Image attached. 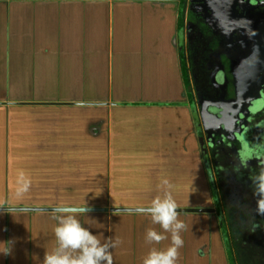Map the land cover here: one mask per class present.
<instances>
[{"label":"crops","instance_id":"1","mask_svg":"<svg viewBox=\"0 0 264 264\" xmlns=\"http://www.w3.org/2000/svg\"><path fill=\"white\" fill-rule=\"evenodd\" d=\"M178 0H0V203L107 207L82 225L142 264L138 208L167 178L188 229L178 264H233L197 111L187 99ZM204 137V136H203ZM19 170L32 185L15 195ZM55 210H0V264H43ZM169 239L154 245L166 248Z\"/></svg>","mask_w":264,"mask_h":264},{"label":"flooded vegetation","instance_id":"2","mask_svg":"<svg viewBox=\"0 0 264 264\" xmlns=\"http://www.w3.org/2000/svg\"><path fill=\"white\" fill-rule=\"evenodd\" d=\"M177 3L181 68L191 85L195 81L190 100L198 113L200 135L206 136L214 156L221 140H229L227 146L234 152L238 144L252 153L245 163L260 168L243 169L244 161L238 160L233 170H218L244 172L241 179L247 182L251 177L245 172L264 169V0ZM198 40L202 43L197 45ZM211 49L214 56L208 55ZM257 127L260 138L252 133Z\"/></svg>","mask_w":264,"mask_h":264},{"label":"clouds","instance_id":"3","mask_svg":"<svg viewBox=\"0 0 264 264\" xmlns=\"http://www.w3.org/2000/svg\"><path fill=\"white\" fill-rule=\"evenodd\" d=\"M251 179L253 194L257 197L255 214L264 216V169ZM15 185L16 197L22 198L29 192L32 180L24 170H19ZM171 187L169 180L162 178V195H157L148 205L136 209L138 214L149 217L152 225H159L162 229H146L145 243L153 246L144 256L142 264H178L179 249L184 245L181 233L188 229V225L179 218L178 205L170 191ZM0 207H3L2 203ZM88 211L90 209L85 202L82 205H60L55 209L56 223L53 234L56 245L51 251L45 252L43 264H113L112 250L117 248L122 240L118 236L102 239L93 235L80 220ZM166 234H170L169 245L163 249L155 247L154 245L169 239ZM2 244L6 246L0 247V253L10 255L11 242Z\"/></svg>","mask_w":264,"mask_h":264},{"label":"rangeland","instance_id":"4","mask_svg":"<svg viewBox=\"0 0 264 264\" xmlns=\"http://www.w3.org/2000/svg\"><path fill=\"white\" fill-rule=\"evenodd\" d=\"M199 43H202V40H198L196 44L198 45ZM208 55L214 56L212 49L209 50ZM183 79L186 86L187 99H192V96H194V92L192 91L195 86V81H192L193 85H191V80H189L184 73ZM252 133L255 134L256 138L261 137V135H258V127L252 128ZM202 136L206 139L204 134L200 135L199 138ZM204 141L208 151V163H210L211 169L213 170L212 185L216 182V185L218 186L220 208L226 216V229L231 236L232 249L235 255H233V259L236 258L235 264H264V216L255 214L257 197L253 194L252 179L250 178L247 182H243L241 174L244 172L218 171L219 169L221 171H224L223 169L233 170L235 167V164L233 163H236L238 160H241L242 163L244 161L243 164L245 167L243 169L249 168V166L252 165L257 166V168H260V166H258L257 163L246 164L245 158H253L254 155L245 152L238 144L234 145L237 148V151L234 152L232 147L227 146L229 140L227 142L221 140L218 152L214 156L209 152V141ZM224 146L226 147L222 149ZM241 150L243 151L242 154H240ZM214 158H217L220 162L216 163ZM226 159H229L230 162L226 163ZM217 166L219 168H217ZM245 173L249 177H254L259 172ZM216 204L218 208L217 200ZM255 225L259 226L254 227Z\"/></svg>","mask_w":264,"mask_h":264},{"label":"water","instance_id":"5","mask_svg":"<svg viewBox=\"0 0 264 264\" xmlns=\"http://www.w3.org/2000/svg\"><path fill=\"white\" fill-rule=\"evenodd\" d=\"M164 1V0H163ZM177 1V0H176ZM204 156L207 155L204 137L200 138ZM57 207H0V210H55ZM90 211H107V207H89ZM118 211H136L137 208H111Z\"/></svg>","mask_w":264,"mask_h":264},{"label":"trees","instance_id":"6","mask_svg":"<svg viewBox=\"0 0 264 264\" xmlns=\"http://www.w3.org/2000/svg\"><path fill=\"white\" fill-rule=\"evenodd\" d=\"M210 175L213 177L212 172H210ZM213 187H214V191L216 194V200H217L218 208H219L218 213H219V215L222 219L223 225H224V232H225V237H226L227 245H228L229 252H230V257H231L233 264H235L236 258L233 259L234 252H233L232 244H231V236L226 229V216L224 215V212L220 208V194H219V190H218V186L216 185V182L213 183ZM232 252H233V254H232Z\"/></svg>","mask_w":264,"mask_h":264}]
</instances>
